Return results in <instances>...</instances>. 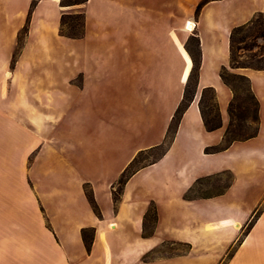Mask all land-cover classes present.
Instances as JSON below:
<instances>
[{
    "label": "crops",
    "instance_id": "crops-1",
    "mask_svg": "<svg viewBox=\"0 0 264 264\" xmlns=\"http://www.w3.org/2000/svg\"><path fill=\"white\" fill-rule=\"evenodd\" d=\"M60 1L39 0L23 35L32 0H0V264H264V70L232 68L230 57L232 29L264 12V0H212L198 15L201 0H88L67 7ZM146 3L183 7L181 15L175 8L139 13ZM82 8L83 37L62 36L61 15ZM188 21L196 25L201 49L193 100L167 151L129 178L115 205V183L139 153L163 143L189 87ZM128 32L137 44L128 43ZM129 52L139 53V79L94 76L86 65L96 60L104 69L107 58ZM31 58L40 66L38 75ZM223 67L250 79L259 101V132L207 153V147L222 143L231 120L234 93L221 77ZM105 81L119 82L122 87L113 92L122 100L139 91V116L133 119L138 125L129 126L126 113L114 118V125L95 126L90 111L81 115L73 106L70 127L59 130L62 136L45 135L53 118L38 112L34 102L45 108L55 104L58 112L65 101L90 97L93 86ZM208 87L214 88L221 113V127L212 131L199 105ZM60 112L57 125L65 117ZM224 173L232 181L222 191L185 198L198 179ZM87 185L101 216L88 199ZM250 196L256 199L245 211ZM224 198L227 206L219 204ZM34 203L48 220L33 231L24 209ZM152 203L157 221L145 236L144 217ZM85 228L94 229L90 250ZM165 242L188 249L156 252Z\"/></svg>",
    "mask_w": 264,
    "mask_h": 264
},
{
    "label": "trees",
    "instance_id": "trees-1",
    "mask_svg": "<svg viewBox=\"0 0 264 264\" xmlns=\"http://www.w3.org/2000/svg\"><path fill=\"white\" fill-rule=\"evenodd\" d=\"M88 0H61L60 4L63 7L84 5ZM212 0H201L196 8V14L198 15L205 4ZM39 0H32L29 17L26 25L23 27L22 34H26L28 31V25L30 22V15L36 7ZM68 28V31L64 27ZM78 29L79 32H76ZM85 29V13L79 11L77 13L64 12L61 15L60 22V34L64 37L71 39H78L83 37ZM190 40H194V46L189 44ZM259 40L264 41V12L255 14L248 22L236 26L232 29L230 34V57L232 68H252L256 70H264V43L260 44ZM186 49L189 52L193 60V68L189 75V87L186 89L182 101L178 105L171 123L168 127L165 140L159 147H163L162 156L170 146L174 139L178 125L184 112L191 104L194 96V86L198 79V71L201 63V49L198 36L195 34L190 36L186 43ZM221 77L223 81L231 87L234 97L229 104L230 124L227 127L223 141L219 145L209 146L205 149L207 153L219 152L227 149L230 145L237 140H246L255 137L259 132V101L251 88L250 79L243 74H239L229 70L226 67L221 69ZM190 85L193 88H190ZM200 110L204 120L205 127L208 131L215 130L221 127V113L219 105L216 101V94L214 88H205L200 99ZM237 110H239L237 112ZM253 125V126H252ZM156 148V149H157ZM145 152L139 153V155L127 166L123 171L120 178L116 182L119 186L118 190H113V200L115 205L120 201L123 192V187L129 178L141 167L136 166L139 157ZM159 158V157H158ZM157 158V159H158ZM230 174V173H229ZM231 175V174H230ZM202 179V178H201ZM201 179H198L199 182ZM232 181V176L228 187ZM195 184L185 194V198H197L203 196H191ZM225 187V188H226ZM88 199L98 216H101L99 207L95 201L93 191L89 186L85 187ZM257 212L250 222L253 223L254 219L258 216ZM157 221V211L155 205L152 203L144 217V235H151L154 231V226ZM83 239L88 250L91 248L92 239L94 235L93 228H85L82 230ZM156 252H160L159 249Z\"/></svg>",
    "mask_w": 264,
    "mask_h": 264
},
{
    "label": "rangeland",
    "instance_id": "rangeland-1",
    "mask_svg": "<svg viewBox=\"0 0 264 264\" xmlns=\"http://www.w3.org/2000/svg\"><path fill=\"white\" fill-rule=\"evenodd\" d=\"M182 5L175 4V6L172 5H162V4H154V3H146L139 5V13H153L156 11H166L165 9L169 8H175L177 14L181 15V11L179 8H182ZM78 10L83 11L82 9H77L75 11H66L68 13H77ZM188 23V22H187ZM186 23V24H187ZM29 29V25H28ZM64 29L68 31V28L65 26ZM23 30L21 31V33ZM76 32H79L78 29ZM192 34L190 36H193L196 34V30L191 32ZM24 35V34H23ZM67 38V37H66ZM71 39V38H70ZM127 41L129 44H137L136 43V36L134 33L128 32L127 34ZM260 44H263L264 41L259 40ZM77 44V43H75ZM75 44H71L73 46H77ZM139 44V43H138ZM189 44L191 46H194V40H190ZM186 46V45H185ZM55 54V53H54ZM101 55V54H99ZM104 55V54H103ZM34 56V55H33ZM116 58H107V64L104 69H101L99 65L96 63V60H86L87 67H90L93 71L94 76H105L108 77V79L112 78L119 79L122 77L132 78L135 77L136 79H139V53H132L129 52L128 54H122V53H116ZM36 58H31V63L35 66L32 68V73L35 75H38L40 73V66L38 67V63L36 62ZM91 65V66H90ZM103 79V80H108ZM100 86V89L98 87ZM96 90V93L92 94L90 97L87 98H80L79 101L75 100L73 101V98H70L69 100L65 101L64 103V110H61L63 114H65V117L63 119V122H59L58 125L54 123V117L56 115H60L61 112L55 108H58L57 105L53 104L52 106H49L48 108H45L41 105V102L36 101L34 102L36 105H38V112L46 114L51 119V123L49 124L48 131H45V135L52 137V139H55L58 137V133L61 135L62 133L59 130H66L67 126L70 127V116L71 110L74 106L75 109L78 107L80 108V113L83 115L84 112L89 113L91 112V118H93V125L100 126V125H114L113 121H115L114 118H120L123 114L127 113V116L129 117L130 124L132 127L138 125L136 124L133 119L135 116H139V91L135 94H131L128 96L127 99H121L119 96L116 97L114 95L115 92L113 90L115 88L122 87L119 85V82H111V81H105L103 84L99 83L98 86H93ZM130 87V86H129ZM190 88H193L190 85ZM105 89L106 93H105ZM112 90V93L110 92ZM55 103V102H54ZM79 105V106H78ZM64 111V112H63ZM239 110H237L238 112ZM33 114H39V113H33ZM122 114V115H121ZM111 120V121H110ZM110 121V122H109ZM136 124V125H135ZM57 125V126H56ZM253 126V125H252ZM59 127V128H57ZM59 131V132H58ZM64 135H66L64 133ZM62 136V135H61ZM132 143V142H131ZM163 147H159L157 149L151 150L150 152L144 153L141 155L135 164L136 166L145 165L148 162L155 161L160 155L162 154ZM111 167L114 169L117 167V165L112 164ZM231 175L229 173H224L219 176H212L207 178H202L199 182H197L193 188V191L190 193L191 196H207L212 195L217 192L222 191L230 182ZM89 186V185H87ZM86 187V186H85ZM118 190L119 186L117 183H115L113 190ZM34 193V190H33ZM227 199H219V204L224 203V206H227ZM246 199V205L244 206V210L247 211L249 207L252 206V203L255 201V197L250 196L245 198ZM213 204V203H212ZM212 204H207L208 207H210ZM205 206V204H203ZM214 205V204H213ZM226 208V207H224ZM26 211V217L29 215L31 216V222L34 226L33 231L35 230V227L38 229L40 228V221L46 222L48 220V217L45 216V214L41 213L40 207L38 208L37 203H34L33 205L29 204L25 207L24 212ZM23 212V213H24ZM188 249V247L184 244H171L169 242H165L164 246L159 248L160 252L159 254L168 253H178L182 252ZM151 257V256H150ZM148 259V258H147ZM194 262V261H193Z\"/></svg>",
    "mask_w": 264,
    "mask_h": 264
},
{
    "label": "bare ground",
    "instance_id": "bare-ground-1",
    "mask_svg": "<svg viewBox=\"0 0 264 264\" xmlns=\"http://www.w3.org/2000/svg\"><path fill=\"white\" fill-rule=\"evenodd\" d=\"M195 27H196V25H195V23L192 22V21H188V23L186 24V29H187L188 31H192V30H194ZM176 41H177L178 45L182 48L181 43L179 42L178 38H176ZM182 52H183L185 58H186L187 61H188V65H190L191 60H190L189 55L187 54V52H186L183 48H182ZM187 73H188V68L186 69V74H187ZM185 77H186V75L184 76V78H185ZM234 225H235L236 227H240V225L238 224V222L235 223ZM114 226H115L114 224H111V225H110L111 228H113ZM116 228H117V227H116Z\"/></svg>",
    "mask_w": 264,
    "mask_h": 264
},
{
    "label": "built area",
    "instance_id": "built-area-1",
    "mask_svg": "<svg viewBox=\"0 0 264 264\" xmlns=\"http://www.w3.org/2000/svg\"><path fill=\"white\" fill-rule=\"evenodd\" d=\"M192 31H194V30H192ZM192 31H190V32H192Z\"/></svg>",
    "mask_w": 264,
    "mask_h": 264
}]
</instances>
